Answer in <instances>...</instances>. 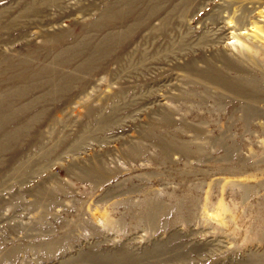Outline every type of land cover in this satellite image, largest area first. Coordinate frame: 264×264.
Wrapping results in <instances>:
<instances>
[{
	"label": "rangeland",
	"instance_id": "374dc122",
	"mask_svg": "<svg viewBox=\"0 0 264 264\" xmlns=\"http://www.w3.org/2000/svg\"><path fill=\"white\" fill-rule=\"evenodd\" d=\"M0 264H264V0H0Z\"/></svg>",
	"mask_w": 264,
	"mask_h": 264
},
{
	"label": "bare ground",
	"instance_id": "6f19581e",
	"mask_svg": "<svg viewBox=\"0 0 264 264\" xmlns=\"http://www.w3.org/2000/svg\"><path fill=\"white\" fill-rule=\"evenodd\" d=\"M33 8V7H32ZM31 8V9H32ZM34 9V8H33ZM28 11V10H27ZM111 11V10H110ZM110 11H108L109 12V14H112V13H110ZM29 12H30V10H29ZM113 12V11H112ZM119 15V14H118ZM148 16H149V14H148ZM116 18V17H115ZM117 19H119V16L117 17ZM116 21V20H115ZM113 38L114 37H112V40H113ZM107 42V41H106ZM110 43V42H109ZM106 45H108V43L106 44ZM105 46V45H104ZM90 67V66H89ZM220 78H218V80H219ZM240 79H242V78H240ZM210 81V80H209ZM220 81V80H219ZM234 81V80H233ZM246 81V80H245ZM249 81V80H248ZM238 82V81H237ZM223 83H225V82H223ZM236 83V82H235ZM234 82H233V84H235ZM250 83V82H249ZM238 84H240V83H238ZM247 85V84H246ZM246 85H243V86H246ZM230 86V85H229ZM240 86H241V84H240ZM234 87V86H233ZM248 88V87H247ZM250 88V87H249ZM258 89V88H257ZM243 90V89H242ZM241 90V91H242ZM236 91V90H235ZM244 91H245V89H244ZM247 94H248V92H247ZM235 95H237V93L235 94ZM240 96V95H239ZM238 96V97H239ZM248 96V95H247ZM255 96V95H254ZM249 100H250V98H249ZM258 100V99H257Z\"/></svg>",
	"mask_w": 264,
	"mask_h": 264
}]
</instances>
